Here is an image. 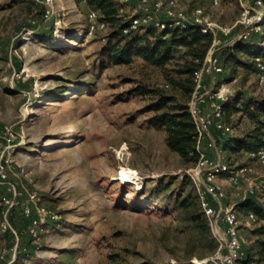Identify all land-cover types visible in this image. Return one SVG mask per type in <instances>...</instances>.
Wrapping results in <instances>:
<instances>
[{
	"label": "rangeland",
	"instance_id": "rangeland-1",
	"mask_svg": "<svg viewBox=\"0 0 264 264\" xmlns=\"http://www.w3.org/2000/svg\"><path fill=\"white\" fill-rule=\"evenodd\" d=\"M212 1L180 3L186 9L200 6L210 20L228 26L238 19L240 3H250ZM129 5L133 9L135 0ZM53 6L55 13L35 33L36 6L0 0V154L5 146L2 129L10 126L18 135L8 171L16 198L6 216L15 235L0 233V250H5L0 264L184 261V235L166 209L150 201L161 197L153 192L160 176H179L186 169L165 146L164 132L140 113L146 102L124 95L133 86L129 80L162 86L159 74L139 60L114 65L102 58L105 32L87 36L88 12L78 0H53ZM239 32L235 29L224 42ZM42 34L50 42L36 39ZM244 88L264 95V86L254 78ZM240 163L251 170L248 181L233 188L223 177L217 180L228 207L264 194V165L246 159ZM30 194L63 224L34 236L20 211ZM6 195L1 187L0 196ZM253 228H239L244 251L256 240L249 232Z\"/></svg>",
	"mask_w": 264,
	"mask_h": 264
},
{
	"label": "trees",
	"instance_id": "trees-1",
	"mask_svg": "<svg viewBox=\"0 0 264 264\" xmlns=\"http://www.w3.org/2000/svg\"><path fill=\"white\" fill-rule=\"evenodd\" d=\"M37 11L31 31L37 33L43 25L44 10ZM87 10L101 14L106 24L104 46L100 56L107 62L130 64L141 61L142 67L159 74L162 86L147 82L129 80L133 85L125 97H138L146 102L140 113L148 114L147 121L164 132L167 149L175 154L184 169L194 167L199 153L196 148V128L188 111L187 103L194 90V74L200 69L211 44V37L202 33L195 25L159 31L153 25H142L136 30L123 34L130 27L134 14L129 2L120 0H84ZM27 28L25 32H27ZM264 24L261 32L248 41L235 40L217 52L223 73L218 81L237 79L232 95L221 104L222 121L228 134L213 132L216 147L231 170L244 165L248 152L264 144V95L246 91L244 84L258 73L257 63H264ZM47 36H51V31ZM43 34L36 39L50 42ZM19 41L15 48H18ZM211 154V153H210ZM247 160V159H246ZM223 177V176H222ZM160 198L150 202L162 206L176 224V229L186 240L184 261L176 264H193L192 259L205 260L212 264L210 257L217 248V242L200 208L199 196L191 180L185 175L160 176L153 187ZM264 194L259 198L246 197L235 203L234 209L241 216L253 213L256 217L254 228L249 232L256 240L246 248L243 257L236 264L264 263ZM63 224V220L48 224L52 229Z\"/></svg>",
	"mask_w": 264,
	"mask_h": 264
},
{
	"label": "built area",
	"instance_id": "built-area-1",
	"mask_svg": "<svg viewBox=\"0 0 264 264\" xmlns=\"http://www.w3.org/2000/svg\"><path fill=\"white\" fill-rule=\"evenodd\" d=\"M44 8V18L54 14L53 0H34ZM85 7L84 0H78ZM129 2V0H120ZM213 5L217 0L212 1ZM241 12L238 19L228 26L213 22L205 14L200 6L186 9L180 0H135L130 27L123 30V34L136 30L142 25H153L159 31H167L175 28H183L188 25L198 26L202 33L211 37V44L200 69L194 74V90L187 103L188 111L196 128V148L199 158L194 167L185 170V175L193 183L199 196L200 208L206 218L213 236L217 242V248L210 257L212 264H236L244 255L245 242L239 235L241 226L249 228L255 225L256 217L253 213L240 216L234 209L226 206L224 194L217 185L218 178H223L233 188L238 184L248 181L249 166L244 164L231 170L222 158L220 150L215 145L213 132L228 134V128L223 124L221 104L225 102L234 91L237 79L231 81H218V76L223 73L219 63L217 52L233 43L235 40L248 41L261 32L264 24V0H250V3H240ZM87 36L95 37L100 32H105L107 27L101 21V14L97 11L87 10ZM157 13H161V17ZM235 29H240L234 40L224 42V38L230 37ZM258 73L256 82L264 86V63H257ZM206 78L212 80V86L206 88ZM5 136V146L0 154V189L6 187V196H0V233L10 232L15 235L7 220V213L14 207L16 190L9 183L8 171L13 165L12 155L18 143L16 131L8 126L2 129ZM211 153V154H210ZM246 159L256 164L264 165V144L254 151L246 154ZM23 173V169H19ZM251 197V196H248ZM244 199V198H243ZM213 204V205H212ZM21 215L27 220L29 231L37 235L46 229L48 224L58 221V215L51 213L43 205L39 204L35 195L27 196L21 205ZM5 250H0V258Z\"/></svg>",
	"mask_w": 264,
	"mask_h": 264
},
{
	"label": "crops",
	"instance_id": "crops-1",
	"mask_svg": "<svg viewBox=\"0 0 264 264\" xmlns=\"http://www.w3.org/2000/svg\"><path fill=\"white\" fill-rule=\"evenodd\" d=\"M209 84H213L212 80L210 78H206L205 81H204V86L206 88H209Z\"/></svg>",
	"mask_w": 264,
	"mask_h": 264
},
{
	"label": "bare ground",
	"instance_id": "bare-ground-1",
	"mask_svg": "<svg viewBox=\"0 0 264 264\" xmlns=\"http://www.w3.org/2000/svg\"><path fill=\"white\" fill-rule=\"evenodd\" d=\"M124 178H125V180H127L129 182H130V180H132V177H130V176H127V177H124Z\"/></svg>",
	"mask_w": 264,
	"mask_h": 264
}]
</instances>
